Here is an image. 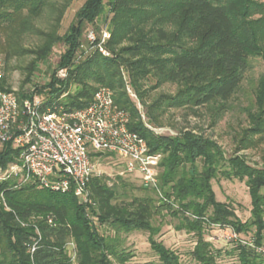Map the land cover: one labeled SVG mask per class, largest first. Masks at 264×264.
I'll use <instances>...</instances> for the list:
<instances>
[{
	"label": "trees",
	"instance_id": "obj_1",
	"mask_svg": "<svg viewBox=\"0 0 264 264\" xmlns=\"http://www.w3.org/2000/svg\"><path fill=\"white\" fill-rule=\"evenodd\" d=\"M57 1L0 0L6 63L13 56L28 54L17 45L22 36L35 34L43 39L42 46L31 53L35 59L25 69V84L57 44L66 47L57 69L66 71V78L54 76L48 87L36 88L31 94L21 92L20 103L46 95L41 112L54 106L73 111L86 107L98 89H111L115 103L130 115L129 129L147 142L151 155L162 156L160 206L153 199L121 203L119 186L110 187L96 175L88 184L89 204L81 201L73 182L68 192L61 193L35 182L21 183L17 177L0 181V264H127L132 255L120 248L117 238L100 234L92 217L116 234L148 233L159 264H181L175 251L156 240L161 229L153 219L163 211L179 221L177 231L196 240L190 253L194 264H218L222 257L223 251L206 239L215 227L232 230L241 238L248 236L255 247L263 246L264 167H253L237 154L227 157L216 142L191 132L155 135L145 127L126 93L123 73L140 98L144 83L151 78L156 87L177 85L176 96H163L152 108H206L215 126L232 108L251 61H264V0H110L111 38L105 49L111 56L94 51L77 65L74 59L83 30L96 25L105 12V0H87L64 36L56 30L73 0H66L60 8ZM48 10L57 12L56 27L44 33L34 22ZM244 112L248 128L242 131L238 152L264 141V73ZM148 116L155 121L151 109ZM20 154L12 143L5 145L0 151V169L17 162ZM101 155L93 154V161ZM218 177L245 182L252 207L247 221H241L232 205L218 201L212 185ZM70 242L76 247L74 260L68 254ZM233 246L228 254H236L237 264H264L256 248L241 241Z\"/></svg>",
	"mask_w": 264,
	"mask_h": 264
},
{
	"label": "rangeland",
	"instance_id": "obj_2",
	"mask_svg": "<svg viewBox=\"0 0 264 264\" xmlns=\"http://www.w3.org/2000/svg\"><path fill=\"white\" fill-rule=\"evenodd\" d=\"M66 0H58L55 4L60 8ZM87 0H73L69 3L65 11L59 27L57 26V33L59 36H64L71 24L75 20V15ZM110 0L104 1L103 15L97 19L96 25H87L83 30V35L80 42L79 51L75 54V59L82 57L87 49L91 46L88 35L90 32L95 33L96 37L100 39L105 31L110 34ZM57 12L48 10L44 13L41 19L34 22L36 29L44 33L53 32L56 27ZM109 41V40H108ZM43 44V39L35 34H26L19 40L20 49L26 51L28 54L22 56H13L11 60L6 63L5 52L6 38L0 34V63L3 67L4 77L0 80L5 81L3 89L6 91H14L19 95L21 92L25 94L33 93L36 88L48 87L54 76L57 79L63 80L66 78V71H58V65L64 54L66 47L59 43L57 44L47 60L37 64L35 72L26 83L25 69L35 59L31 54L36 51ZM106 50V49H105ZM107 51V50H106ZM101 53V52H100ZM108 56L111 54L108 52ZM87 57V56H86ZM76 61V65L84 60ZM264 73V61L261 59H253L251 61V68L246 73L242 88L237 96L232 101V108L219 122L213 126V115L206 108H168L161 109L152 108L163 96L174 97L179 91L177 85L166 83L160 87H156V81L151 78L147 80L142 89L143 98H140L134 89L129 76L123 73L125 82V91L130 100L135 104L138 112L141 115V121L145 127L155 135H169L176 136L179 134L191 132L197 136H203L211 141L216 142L226 153L227 157L233 154L245 157L247 162L257 168H263L264 163L262 156L264 154V141L258 143L255 147L248 150L239 149V139L242 131L248 128L246 114L244 109L247 108L253 99L254 91L257 86L260 76ZM58 87V85L56 84ZM75 87L71 89V93L75 92ZM35 98L40 101L46 100V95H37ZM62 98H65L62 97ZM153 113L155 121H151L148 112ZM155 157L160 168L162 161L161 155H152ZM96 165V173L100 174L108 186H119L118 190L121 194L118 201L121 203H130L135 198L139 199H153L156 206H160L158 192L144 186L141 175L138 173L128 174L124 171V165L119 159L113 155L104 154L94 160ZM198 167L201 166L199 161ZM161 172V170H160ZM121 178V179H120ZM214 191L218 201L229 203L236 210L237 216L241 221L245 222L251 217V198L245 182L228 181L218 177L212 182ZM261 193L264 195V188ZM96 227L100 234L118 240L121 249L132 255L127 264H159L158 257L151 250L148 233L134 231L129 234L121 232L116 234L108 226H101L97 220ZM155 227H160L161 232L156 236L158 242H162L167 248L175 251L181 260V264H194L191 260V251L195 246L196 240L194 237L184 231L176 230L179 221L163 211L162 214L155 216L153 219ZM206 239L210 241L216 249L223 251L222 257L218 259V264H237L236 254H228L233 251L234 241L230 240L223 231L217 227L212 228L207 232ZM244 241H248L247 237H242ZM68 254L71 258L75 257L74 245L68 244Z\"/></svg>",
	"mask_w": 264,
	"mask_h": 264
},
{
	"label": "built area",
	"instance_id": "obj_3",
	"mask_svg": "<svg viewBox=\"0 0 264 264\" xmlns=\"http://www.w3.org/2000/svg\"><path fill=\"white\" fill-rule=\"evenodd\" d=\"M109 39L107 31L100 39L90 32L91 46L76 61L94 51L108 56L105 44ZM3 77L0 63V80ZM42 104L38 98L20 103L16 92L0 89V151L12 143L21 152L17 162L0 169V181L17 177L21 183L35 182L61 193L68 192L73 182L81 201L89 204L90 179L101 176L92 155L110 154L123 163L126 173H138L145 187L160 193L159 165L147 142L129 129L130 115L115 103L111 89H98L86 107L73 111L54 106L41 112ZM222 231L230 240L248 244L264 257V245L255 247L251 238L244 241L232 230ZM74 249L76 252L75 245Z\"/></svg>",
	"mask_w": 264,
	"mask_h": 264
}]
</instances>
